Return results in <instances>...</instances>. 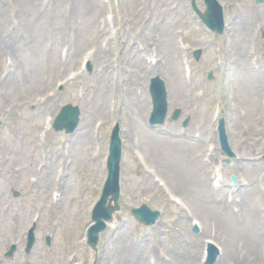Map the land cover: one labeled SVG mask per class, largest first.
Wrapping results in <instances>:
<instances>
[{
	"label": "rangeland",
	"instance_id": "1",
	"mask_svg": "<svg viewBox=\"0 0 264 264\" xmlns=\"http://www.w3.org/2000/svg\"><path fill=\"white\" fill-rule=\"evenodd\" d=\"M197 1L198 8L203 11L202 0ZM218 1L226 9L225 20L232 31L226 30L219 42H212L218 49V52H214L205 43V30L201 22L197 24L198 18L188 0H0V31L2 27L15 28L11 36L13 40H6L0 33V42L5 40L10 48L6 54L0 53V201L1 196H5L6 200L12 201V208L16 207L14 203L21 202L28 207L31 203L32 221L38 227L37 243L32 253L36 260L41 255L45 264H72L76 257V264H92L94 254L86 247L84 234L90 221V209L99 196L105 176L108 134L117 123L121 138H126L127 133H130L135 146L131 147L123 139L125 156L121 166L120 197L123 209L101 236L96 264H151V259H154L152 264H160L161 256L171 258L172 264H199L196 259L203 249L202 239L204 236L212 237L215 233H218V244L221 245L220 238H223V246H226L221 262L216 264H264V93H260L264 71L256 72L259 62L252 64L251 68L248 64L252 57L264 54V0L261 3H256L255 0ZM176 11L179 14L174 21L182 24L181 21L184 20L181 27L183 31L176 36L177 41L182 38L192 48L203 49L204 56L199 62V71L191 80L193 83L200 82L205 87L196 88L184 84L186 76L183 72L182 79L180 70L185 66L186 56L183 53L180 55L176 44L172 43L166 50L153 44L157 41V35L161 34L158 28H166ZM238 14L242 15L241 20L236 19ZM40 17L42 23L45 21L44 24L40 22ZM233 17L235 24L232 23ZM186 26L187 29H184ZM200 28L203 31L198 32ZM244 32V37L240 38ZM234 36L236 40L232 39ZM27 37H33V40L27 41ZM227 39L232 40L231 45L226 42ZM148 44L153 47L146 48ZM157 44L163 45L162 40ZM229 46L237 55L233 56L236 64H225L232 59L228 53ZM238 47L241 51H236ZM189 50L187 48L186 51ZM145 53L147 56L154 54L160 60L161 68L151 71L149 67L146 71L144 66L148 58ZM196 61L192 62L197 63ZM88 63L90 70L86 67ZM8 65L12 66L11 73L4 74ZM246 65L248 69L243 71ZM209 73L213 76V82L206 80ZM231 73H237L238 83L235 79L220 89L217 84L220 85L225 74L227 77ZM155 75L166 81L168 88V82L173 81L175 89L168 92V107L170 111L178 108L180 115L178 120L171 121L170 124L166 121L163 125L149 127L146 122L149 109L147 111L146 104H143V98L147 100L144 86L146 80ZM244 75L250 76L249 83L239 86V80H243L240 78ZM132 78L140 84L132 94H128L125 91ZM176 79L182 82V88H177ZM110 82L115 83L114 90L108 87ZM25 102L26 109L23 110V106L19 104ZM136 102L143 107L139 115L135 109ZM106 103L109 105L108 110L102 112L99 108ZM63 104L79 107L77 129L68 135L58 136L50 132L45 134H53L51 143L55 148L54 153L60 155L66 146L70 145L71 148L68 159L66 156L63 159V192L74 202L72 207L78 203L76 206L80 209L84 207L85 212L81 218H75V208L68 211L64 208L65 202H56L63 205L62 213H67L63 222L67 220L70 230L63 229V222L53 226L51 220L57 210L52 208L49 199L46 200L54 187V182L50 183V179L55 177L60 165L49 162L51 155L48 154L41 173H36V170L27 175L26 169L19 171L21 176L25 174L27 178L36 179V183L29 186L26 181L20 183L19 178L17 181L12 178V168L4 155L9 152L10 157H15L22 164L29 162L32 145L42 139L40 126L44 124L45 116H54ZM236 106H242V110L237 107L236 111H244L247 116L242 117L237 113L233 109ZM31 109L35 111L36 119H33L35 115ZM218 111L231 131V148L236 155L240 154L245 159L240 163L232 160L231 167L224 165V161L221 162L226 156L221 154L216 132L218 119L215 115ZM187 116L191 121L183 128L181 121ZM26 122L28 127L22 130ZM196 124L202 132L203 140L195 149L191 148L192 155L188 159L191 161L188 167H191L186 170L189 176L183 183L173 182L168 172L174 165V157L187 152V149L173 148L172 151L168 146L163 150L158 145V132L164 131L166 127L170 133L169 139L178 140L182 138L183 131L191 132ZM36 130V137L26 136ZM141 134L150 140L147 148L144 146L146 140H142ZM152 137L158 141L157 144ZM44 138V148H48L50 143L45 135ZM208 146H213L214 149L211 152L213 157L209 156L211 159L206 166L199 156L208 153ZM96 151H99L97 159L100 171L92 182L90 178L97 163V159L93 160ZM38 154L40 150L36 149L34 157ZM88 156L92 160H87ZM59 159L62 161V158ZM153 159L172 163L163 167L161 164L154 165ZM154 166L161 169L163 174L158 171L159 176L168 178L170 193L182 200L184 198L183 202H186L189 211H195L198 217L205 220V234L196 236L185 231L191 227L189 218L182 214V209L176 206L170 194L160 189L148 174L147 169H153ZM218 167H221V180L220 187L215 188L210 184V176H214L212 169ZM206 169L207 172H204ZM243 171L249 177L250 189L244 190L242 195L234 194L235 197L243 198L242 204L228 203V206L224 197L229 189L224 186L229 183L231 175L239 176ZM45 172L48 177H44ZM14 187L24 191L23 198H11V188ZM175 192L182 197L173 194ZM250 194H253L252 199ZM189 203L194 211L188 206ZM141 204L160 211L161 220L154 227H131L133 220L129 209ZM200 204H203V212L196 209ZM39 205L44 206L42 211ZM230 206L239 207V212L233 214ZM121 220L124 222H120ZM211 223L215 224V230L209 226ZM1 229L3 232L7 229L5 223H1ZM115 231L120 236L119 242L124 234L129 239V243H125L130 244V250L142 255L132 256L127 250L123 251L124 244L117 243L118 237L112 235ZM50 234L53 240L47 247L43 237ZM110 235L114 239L109 240ZM192 257H195V261Z\"/></svg>",
	"mask_w": 264,
	"mask_h": 264
},
{
	"label": "bare ground",
	"instance_id": "2",
	"mask_svg": "<svg viewBox=\"0 0 264 264\" xmlns=\"http://www.w3.org/2000/svg\"><path fill=\"white\" fill-rule=\"evenodd\" d=\"M42 18H40V22L42 23V20H41ZM249 20H250V18H249ZM248 17H246L245 18V24L247 25L248 24ZM43 23H45V21L43 22ZM42 23V24H43ZM244 31H246V29H244ZM245 34V32L244 33H242L239 37L240 38H243L244 35ZM169 35V29L168 30H165V36L167 37ZM171 42H172V40L170 39V38H168L167 39V44H166V48H165V50L166 49H169L170 48V45H171ZM3 43V42H2ZM8 48H9V46H4V50L5 51H8ZM236 51H241V48L240 47H238L237 49H236ZM245 83H247V80H245ZM133 84H134V82L133 81H130V83L128 84V87H127V91L128 92H132V87H133ZM102 112H104L105 110L107 111L108 110V103H106L105 105H103V107H101V108H99ZM141 112V108H140V110H139V113ZM153 138V137H152ZM154 140H156L155 138H153ZM128 140H129V142H130V144H132V143H134V140H133V137L131 136V135H129L128 136ZM144 140H146V141H144ZM143 141H144V146L147 148L148 147V145H147V143L150 141L149 139H146L145 138V136H143ZM175 145H179V143H176ZM169 146V148H173L170 144H167V143H164V144H162V149L163 150H165L167 147ZM87 159H89V158H87ZM91 159V158H90ZM175 165H176V168H177V172H176V175H177V177L179 178V180H183V181H185V179L189 176V174L187 173V169H186V166L183 164V162H182V159L181 158H178L176 161H175ZM189 184V183H188ZM253 198V194L251 195L250 194V199H252ZM120 237V236H119ZM124 244V243H123ZM122 250L123 251H126L127 250V252L128 253H130L132 256H141L142 255V253H137V252H135V251H131L130 250V244H128V245H125L124 244V247L122 248ZM225 250H226V246H225ZM192 259L195 261V257H192ZM193 264V263H192Z\"/></svg>",
	"mask_w": 264,
	"mask_h": 264
},
{
	"label": "water",
	"instance_id": "3",
	"mask_svg": "<svg viewBox=\"0 0 264 264\" xmlns=\"http://www.w3.org/2000/svg\"><path fill=\"white\" fill-rule=\"evenodd\" d=\"M153 97H154V106L156 108H161V110H164V93H161V90L158 85H154L153 88ZM76 116L77 112L73 110V112L68 116L66 120L65 118V112L63 111L60 116L57 118L55 122V126L57 128H60L62 126H65L66 129L71 130L75 125H76ZM111 154L109 158V162L112 163L115 160V157L117 155L118 151V140H117V135H116V130L113 133V136L111 138Z\"/></svg>",
	"mask_w": 264,
	"mask_h": 264
}]
</instances>
